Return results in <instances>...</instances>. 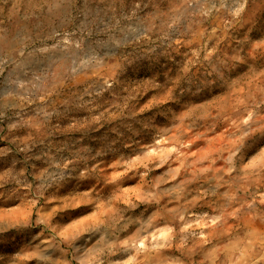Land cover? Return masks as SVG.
<instances>
[{
  "label": "rangeland",
  "instance_id": "obj_1",
  "mask_svg": "<svg viewBox=\"0 0 264 264\" xmlns=\"http://www.w3.org/2000/svg\"><path fill=\"white\" fill-rule=\"evenodd\" d=\"M0 264H264V0H0Z\"/></svg>",
  "mask_w": 264,
  "mask_h": 264
}]
</instances>
